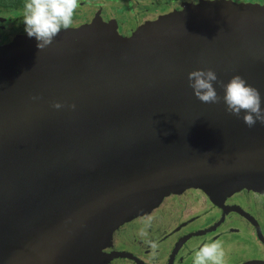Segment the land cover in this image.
I'll return each instance as SVG.
<instances>
[{"label":"water","instance_id":"95a60500","mask_svg":"<svg viewBox=\"0 0 264 264\" xmlns=\"http://www.w3.org/2000/svg\"><path fill=\"white\" fill-rule=\"evenodd\" d=\"M249 8L206 1L128 37L97 19L0 49V264L102 263L114 231L171 194L264 192V125L188 86L194 70L239 75L264 108V8Z\"/></svg>","mask_w":264,"mask_h":264},{"label":"flooded vegetation","instance_id":"af4514ba","mask_svg":"<svg viewBox=\"0 0 264 264\" xmlns=\"http://www.w3.org/2000/svg\"><path fill=\"white\" fill-rule=\"evenodd\" d=\"M109 1L105 0L104 4ZM123 1L128 4L141 2ZM169 1L184 4L192 0ZM100 2L102 0H80L79 11L74 16V20L78 21L68 29H77L103 17L104 12H96V8L92 9L89 18L79 15L84 6H94ZM24 3L25 0H0V49L8 48L26 35L23 24ZM114 23L117 27L115 20ZM119 30L120 27L117 28L120 33ZM121 35L128 37L131 34ZM261 196L264 197V192L241 190L214 201L200 189L171 194L150 214L120 225L114 231L110 244L101 251L100 255L104 258L102 263L192 264L195 250L204 243L218 239L224 245L226 264H264V217L259 213L258 201ZM149 215L153 217L152 224L148 236L142 238L139 230L144 225V218ZM148 239L159 244L150 262L151 249L145 242ZM87 259L83 264L95 262L97 256L91 254Z\"/></svg>","mask_w":264,"mask_h":264},{"label":"clouds","instance_id":"9594fccd","mask_svg":"<svg viewBox=\"0 0 264 264\" xmlns=\"http://www.w3.org/2000/svg\"><path fill=\"white\" fill-rule=\"evenodd\" d=\"M80 7V0H25L23 6V24L29 38H35L37 48L43 50L52 45L54 39L63 29L72 26L75 13ZM224 90L221 98L214 85ZM188 86L193 90L194 96L205 104H219L221 100L226 106V111L237 118L241 117L249 127H254L258 122L264 125V108L260 92L250 86L245 79L236 75L225 84L220 81L216 72L211 69H200L188 74ZM38 99V97H33ZM55 109H61L64 105L55 103ZM74 109L75 105H71ZM153 217L146 216L144 225L139 230V235L148 236ZM151 249V256H155L159 248L158 242L148 239L145 241ZM224 245L221 240L204 243L193 252L192 264H226Z\"/></svg>","mask_w":264,"mask_h":264},{"label":"rangeland","instance_id":"374dc122","mask_svg":"<svg viewBox=\"0 0 264 264\" xmlns=\"http://www.w3.org/2000/svg\"><path fill=\"white\" fill-rule=\"evenodd\" d=\"M112 1L114 0H111L107 2L106 4H104L105 0H102V2L98 4H94V6L93 4L91 6H84L80 10L79 15H85L86 18H89L90 17L89 15H91L92 9H95V8L98 9L96 12H99L100 10H102L104 12L102 15L103 17L98 18V20H101L105 24H110L112 26L114 25L113 21L115 20L117 22V28L120 27V30H119L120 33L121 34L124 33L128 35L129 33L133 34L134 30L138 28L140 25H142V23L145 21L146 18H150L152 16L154 17L164 16L174 11H182V10L184 11L187 8V5H191L195 7L199 5L201 2H206V1H210L213 3H217V4L219 2L226 3V4L232 3L235 5H239V7L242 5L245 7H250L249 9H251V11H256V10L264 8V0H243V1L241 0H192V1L186 2V5H184L185 3L184 4L183 3L181 4L173 3V2H170L169 0H141V2H137L135 0L136 2L133 1L132 4H128L125 1L121 2L122 0H116L115 3H112ZM78 9L76 13H78L79 11ZM77 21L78 19H75L73 23ZM120 33L118 32L119 35H121ZM258 201H259V213H261V215L264 217V197L261 196ZM151 211L153 212V209ZM150 213L151 212H148L147 214H150ZM138 217L139 216L131 218L127 220L126 222H131L137 219Z\"/></svg>","mask_w":264,"mask_h":264},{"label":"trees","instance_id":"16d2710c","mask_svg":"<svg viewBox=\"0 0 264 264\" xmlns=\"http://www.w3.org/2000/svg\"><path fill=\"white\" fill-rule=\"evenodd\" d=\"M177 1H184V0H177ZM241 1H243V0H241Z\"/></svg>","mask_w":264,"mask_h":264}]
</instances>
